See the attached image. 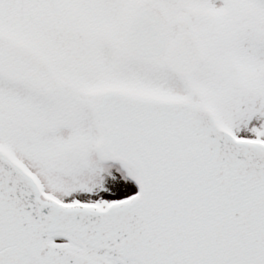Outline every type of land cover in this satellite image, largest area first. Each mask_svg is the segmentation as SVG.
Segmentation results:
<instances>
[{"label": "snow or ice", "instance_id": "snow-or-ice-1", "mask_svg": "<svg viewBox=\"0 0 264 264\" xmlns=\"http://www.w3.org/2000/svg\"><path fill=\"white\" fill-rule=\"evenodd\" d=\"M0 264H264V0H0Z\"/></svg>", "mask_w": 264, "mask_h": 264}]
</instances>
